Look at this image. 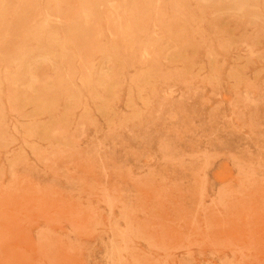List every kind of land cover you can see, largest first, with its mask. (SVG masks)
Instances as JSON below:
<instances>
[{"label": "rangeland", "instance_id": "rangeland-1", "mask_svg": "<svg viewBox=\"0 0 264 264\" xmlns=\"http://www.w3.org/2000/svg\"><path fill=\"white\" fill-rule=\"evenodd\" d=\"M0 264H264V0H0Z\"/></svg>", "mask_w": 264, "mask_h": 264}]
</instances>
